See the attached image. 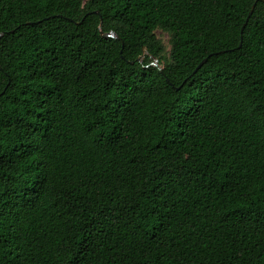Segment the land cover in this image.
Returning a JSON list of instances; mask_svg holds the SVG:
<instances>
[{"label": "trees", "instance_id": "16d2710c", "mask_svg": "<svg viewBox=\"0 0 264 264\" xmlns=\"http://www.w3.org/2000/svg\"><path fill=\"white\" fill-rule=\"evenodd\" d=\"M0 33V264H264V0H0Z\"/></svg>", "mask_w": 264, "mask_h": 264}, {"label": "rangeland", "instance_id": "374dc122", "mask_svg": "<svg viewBox=\"0 0 264 264\" xmlns=\"http://www.w3.org/2000/svg\"><path fill=\"white\" fill-rule=\"evenodd\" d=\"M82 2H85L86 0H81ZM156 35L159 37V39L161 40L162 44L165 46L166 49H168L169 47V42H168V39H169V35L165 32V31H162V30H159L157 29L155 31ZM153 61L155 63H157L156 59H153ZM161 66V65H160Z\"/></svg>", "mask_w": 264, "mask_h": 264}, {"label": "water", "instance_id": "95a60500", "mask_svg": "<svg viewBox=\"0 0 264 264\" xmlns=\"http://www.w3.org/2000/svg\"><path fill=\"white\" fill-rule=\"evenodd\" d=\"M252 8H253V5L251 6V9H250V11H249V13H248V16L250 15V13H251V11H252ZM246 19H247V18H246ZM242 27H243V26H242ZM0 35H1V33H0ZM102 35H103V36H111V37H114V36H115V34L110 33V32H108V33H103V32H102ZM143 50L145 51V48H143ZM142 57H143V55H140L138 59L140 60V59H142ZM202 62H203V61H201V62L198 64V66H199ZM153 64H155L159 69H161V66H160L158 63H155V62H154Z\"/></svg>", "mask_w": 264, "mask_h": 264}]
</instances>
